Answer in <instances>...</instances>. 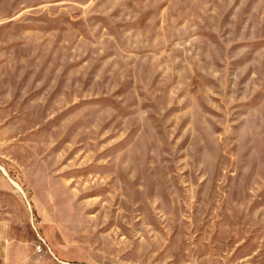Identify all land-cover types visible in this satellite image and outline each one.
Here are the masks:
<instances>
[{"label":"rangeland","instance_id":"1","mask_svg":"<svg viewBox=\"0 0 264 264\" xmlns=\"http://www.w3.org/2000/svg\"><path fill=\"white\" fill-rule=\"evenodd\" d=\"M0 264H264V0H0Z\"/></svg>","mask_w":264,"mask_h":264},{"label":"built area","instance_id":"2","mask_svg":"<svg viewBox=\"0 0 264 264\" xmlns=\"http://www.w3.org/2000/svg\"><path fill=\"white\" fill-rule=\"evenodd\" d=\"M43 243H44V246H45V241H44V240H43ZM37 251H39V252H40V251H42V250H37Z\"/></svg>","mask_w":264,"mask_h":264},{"label":"bare ground","instance_id":"3","mask_svg":"<svg viewBox=\"0 0 264 264\" xmlns=\"http://www.w3.org/2000/svg\"><path fill=\"white\" fill-rule=\"evenodd\" d=\"M39 248H41V245H38Z\"/></svg>","mask_w":264,"mask_h":264}]
</instances>
